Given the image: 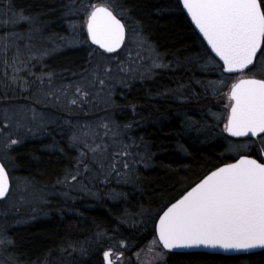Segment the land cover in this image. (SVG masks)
<instances>
[{"label": "snow or ice", "instance_id": "6c2138e0", "mask_svg": "<svg viewBox=\"0 0 264 264\" xmlns=\"http://www.w3.org/2000/svg\"><path fill=\"white\" fill-rule=\"evenodd\" d=\"M177 7L202 37L201 69L205 72L217 69L220 73L217 80L207 82L205 90L214 97L223 94L227 98L226 112L222 115L210 112L209 115L214 120H223L222 131L228 137L244 139L228 140L226 150L235 154L234 162L223 163L211 170L179 199L161 210L155 223V236L145 248L157 259L163 256V250L203 247L247 253L264 249V0H177ZM65 15L79 16L82 21L79 24L70 22L73 39L78 35L76 29L86 30L84 42L90 41L102 51L89 52L88 67L79 74L73 73L77 79L54 85L53 73L37 75L31 70L49 54V49L38 43L44 37L36 27V18L25 14L22 8L17 10L15 0H0V69L3 70L0 86L5 89L0 100L30 98L9 96V90L16 92L18 89L35 95L36 104L57 106L71 114L85 105H95L96 100L105 97V103L114 104L112 96L117 77L113 75L110 63L113 57L104 53L118 54L120 49H125L128 63H121L116 69L124 73L119 82L125 86L129 78H136L137 68L132 65H143L145 59L151 64L145 72H140V78L150 76L153 69L167 67L142 30L129 23L131 12L120 0H71ZM22 24L28 26L26 31L18 30ZM94 55L97 57L95 62L91 60ZM28 77L34 79L30 81ZM37 82L40 87L32 93L31 85ZM225 88L226 92L223 91ZM28 113H31L32 123L43 124L42 114L35 107L7 104L0 110V201L12 197L14 185L4 161L12 160L10 150L20 142L19 138H12V130L18 132L27 128L32 131L28 127ZM99 129H103L102 134ZM110 133L117 134L109 123L101 121L96 127L77 126L70 140L75 147L88 148L95 160V154L100 151L103 155L107 145L93 147L88 143L89 137H99L103 144ZM252 145L259 146L255 156L248 154ZM85 155L81 153V157ZM130 155L127 145L114 152L108 174L121 175L118 163L128 170L127 160L117 158ZM84 167L87 170V164ZM79 175L77 167L75 174L66 173L58 183L77 182ZM103 235L98 234L97 243ZM115 243L121 247L126 245L124 240ZM12 244L6 230L0 229V250L6 251ZM64 251L69 255L75 252L81 256L88 254V249L82 245L70 244ZM123 255L122 251L109 247L103 250V262L123 264ZM9 261L14 264V258L9 257ZM0 264H8V261Z\"/></svg>", "mask_w": 264, "mask_h": 264}, {"label": "trees", "instance_id": "16d2710c", "mask_svg": "<svg viewBox=\"0 0 264 264\" xmlns=\"http://www.w3.org/2000/svg\"><path fill=\"white\" fill-rule=\"evenodd\" d=\"M120 2L131 12L129 23L142 30L161 62L167 65L153 69L145 78L130 79L112 99L115 111L110 121L120 128L124 143L133 154L141 151L148 163L129 177L128 184L113 186L116 197L83 200L74 205L64 203L60 195L48 198L58 181L75 166V147L63 142L52 148L54 145L48 140L45 145L44 140L37 139L14 145L11 155L17 170H9L10 175L35 183L49 206L44 209L41 205L34 215L23 216L8 212L5 200L0 202V229L6 230L13 241L2 252L8 264H12L9 257L14 258V264H103L106 241L102 240L112 236L143 247L155 235V223L162 209L211 170L235 159L226 155L228 140L232 139L222 132L223 121L209 115H219L224 110L217 102L223 94L214 97L205 90L208 81L219 78V70L201 69L202 39L177 7V0ZM15 3L17 10L22 8L25 14L36 18V27L44 37L38 43L49 49L39 68H35L37 75L51 72L55 77L72 78L73 73L79 74L88 67L90 51L99 52L89 41L84 42L86 30L76 29L78 35L73 39L70 22L82 21L79 16L65 15L71 0ZM27 27L22 24L18 30L26 31ZM46 146L56 150L44 151ZM254 150L248 154L255 156ZM23 217L26 218L17 222ZM98 234H104L101 243H97ZM70 244L82 245L88 254L69 255L64 249ZM165 264H264V252L232 257L170 253Z\"/></svg>", "mask_w": 264, "mask_h": 264}, {"label": "rangeland", "instance_id": "374dc122", "mask_svg": "<svg viewBox=\"0 0 264 264\" xmlns=\"http://www.w3.org/2000/svg\"><path fill=\"white\" fill-rule=\"evenodd\" d=\"M100 51L101 50H99V52ZM104 55L105 56L111 55L113 57L110 63H111V67L114 70L113 75L117 77V79L114 81L115 91L112 96L113 99L116 90L120 86H123V84L119 82V77L123 76L124 73H119L118 71H116V69L121 63L127 64L128 57L124 48L120 52H118V54L104 53ZM147 55L148 54L145 53V56ZM96 59L97 57L94 56L92 61L95 62ZM133 59H135V56H133ZM39 64L40 63H35V66L31 70L35 72L36 70L35 68L36 67L39 68ZM150 64L151 61L145 59L143 65L140 66H137L135 64L132 65V67L137 68V72L135 73V76L136 77L140 76V72H145L146 67ZM77 78L78 76H72V78L65 76L61 78V76L55 77L53 75L52 77L54 85L66 84ZM28 79L31 81L34 79V77H28ZM130 79L131 78H129L127 81H129ZM215 80L217 79L211 81H215ZM39 87H40L39 82L32 84L31 92L36 93ZM44 87L45 89H47V82H45ZM4 91L5 89L2 86H0V94H2ZM9 95L13 97L30 96V98L29 99L14 98L9 101L0 100V110H2L3 107H5L7 104L25 105V106L35 107L36 111L42 114L43 117V124L40 123L34 124L31 122L30 119L31 113H28V117H29L28 127H31L32 131L31 132L27 131V128H21L18 132L12 130L13 131L12 138H19L20 140L19 143H22L26 140L37 139L38 141L44 140L45 145H47L48 143L47 140H48L50 144L54 145L52 146V148L56 147V144L62 145L63 142H66L67 144H69L70 147L74 148L75 146L72 145L70 137L72 135V132L76 130V127L77 126L83 127L85 124H89L92 125L93 127H96V125H98L101 121L109 123V126L113 127L114 132L117 133L114 136L110 133L108 137L104 138V143L107 145V151L104 152L103 155H101V152L98 151L95 154L96 156L95 160L93 159L94 154L88 148L84 147L83 145L79 147H75V149L78 152L77 153L78 155L76 157L75 166H72V171L70 172L75 174L77 171V167H79L80 175L78 176V181L69 182V183H59L56 187H54V190L50 193L48 199L53 197H58V195H60V199L64 201V203L69 201L75 205L83 200L91 202L93 200H99L101 199V197L114 198L118 194L115 187L113 186L128 184L129 177H131L132 175L135 176L141 165H145V163L147 162L145 160V156H144L145 154L141 153V151L140 152L138 151V153L136 152V154H133V151L132 149H130L129 145L124 143L123 134L120 128L115 125V122L110 121L113 118L115 106L112 103H105L104 99H106V97L104 99L96 100L95 105H85L83 109H76L74 112L69 114L67 110L57 106H52V105L44 106L43 104L34 103L36 96L30 95L29 92H20L18 89L16 90V92H12L11 90H9ZM221 98L222 99L220 100L217 99V102L224 110L220 112L219 115H222L223 113L226 112L225 105L228 103L227 98L224 95ZM99 131L101 132V134L103 133V129H99ZM0 139H2V133H0ZM101 142L102 141L99 137L96 138L89 137L88 139V143L92 146L101 144ZM131 142H133V140ZM125 145L128 146V151L131 153V155L127 157H118L117 159L127 160V162L130 165V168L128 170H125L123 168L122 163H118L117 169L119 170L121 175H117L115 172H112L109 175L108 173L111 172L109 165L111 163L112 154L116 151L122 150ZM101 146L103 147L104 144H101ZM258 147H259L258 145H252L251 150L255 149L254 151L257 153ZM42 149L44 151L56 150V149H50L48 146ZM82 152L86 153V155L83 157H81ZM10 154H11V150H10ZM226 155L231 156L232 158H236L234 153L228 151L226 152ZM81 160H83L82 163ZM4 163L9 168V170H12L14 172L15 170H17V167L14 165L13 157L12 160L4 161ZM101 163L103 164V168L101 167ZM85 164H87L88 166L87 170H85L84 167ZM12 181L14 185L12 189V197L11 199L5 200L3 203L7 208L8 212H12L15 214L18 213L23 214V216L29 213L34 215L35 210H37V208L39 209L41 205H43L44 209L47 206H49L47 204L48 201L46 199H43L42 196L43 194L42 192L38 191V187L36 186L35 183L31 181H27L18 175L12 176ZM25 187L27 188V190H25ZM33 194H35V196ZM25 218L26 217L19 218L17 222H20ZM154 236L155 235L150 236L147 242H150L154 238ZM107 239L102 240V242L106 241L105 249H108L109 247H114L115 249L122 251L124 253L122 257L123 264H165V262L168 259V256L170 255V253L163 250L164 253L163 256L157 259L155 258L154 253H148L145 246L142 247L143 244L141 245V247H135L133 246L135 244L125 241L126 245L124 247H121L119 244L115 243L116 241H119L121 239L118 240L113 236ZM2 252L3 250H0V262L7 261V259L2 258L3 257ZM102 262H103V252H102Z\"/></svg>", "mask_w": 264, "mask_h": 264}, {"label": "water", "instance_id": "95a60500", "mask_svg": "<svg viewBox=\"0 0 264 264\" xmlns=\"http://www.w3.org/2000/svg\"><path fill=\"white\" fill-rule=\"evenodd\" d=\"M189 22H190V20H189ZM193 28H194V26H193ZM200 38L202 39V37H200ZM95 47H97V46H95ZM226 135H227V133H226ZM229 138H231V139H244V138H232V137H229ZM232 162H234V160ZM232 162H229V163H232ZM165 251L168 252V253H171V254L204 253V254H209V255H220V256L232 257V256L252 255V254H255V253L264 252V249H254V250H251V251H249L247 253H245V252H235V251L225 252V251L219 250V249L212 250V249H207V248H203V247H200V248H192V249H174V250H171V251H167V250H165Z\"/></svg>", "mask_w": 264, "mask_h": 264}]
</instances>
